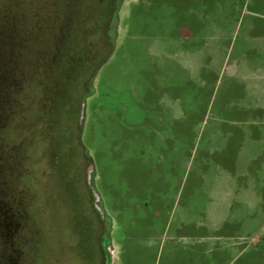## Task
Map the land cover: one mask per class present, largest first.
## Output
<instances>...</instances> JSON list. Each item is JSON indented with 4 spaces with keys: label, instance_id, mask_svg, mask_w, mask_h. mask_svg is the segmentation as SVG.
Returning <instances> with one entry per match:
<instances>
[{
    "label": "rangeland",
    "instance_id": "rangeland-1",
    "mask_svg": "<svg viewBox=\"0 0 264 264\" xmlns=\"http://www.w3.org/2000/svg\"><path fill=\"white\" fill-rule=\"evenodd\" d=\"M112 2L92 10L96 63L108 59L93 85L88 76L77 85L80 98L92 91L83 131L76 108L50 129L56 166L36 145L24 162L16 155L34 142L23 129L34 87L3 120L16 152L5 154L4 179L19 181L36 222L23 212L16 264H264V164L251 158L259 148L249 140L240 147L244 133L264 140V116L256 117L264 114V0ZM13 3L26 45L15 51L23 88L36 85L58 1Z\"/></svg>",
    "mask_w": 264,
    "mask_h": 264
},
{
    "label": "trees",
    "instance_id": "trees-1",
    "mask_svg": "<svg viewBox=\"0 0 264 264\" xmlns=\"http://www.w3.org/2000/svg\"><path fill=\"white\" fill-rule=\"evenodd\" d=\"M57 19L55 21L54 29L51 30L50 48L47 52L46 58H42V64L39 66V74L37 75L36 85L31 81L27 84L23 83V88H20L21 83L17 75L18 59L16 58L15 51L19 50L18 43L20 42V52L23 53V48H26L25 42L22 39V23L19 25L15 21L16 13L13 10V0H8L7 4H0V16L7 15L9 29H5V50L2 54L0 52V108L2 107V99L6 101V108L10 110L11 106L14 108L17 105V99L22 100L28 95L34 87L37 92V100L42 104L43 109L38 106L39 117L48 119V114L51 116V123L53 129H57V114L65 113L69 116V111L72 112L74 108L77 110V120L81 117L83 98L76 95L78 83L82 78L87 76L90 83L93 81L94 76L98 69L107 62L103 59L100 63H96L93 45L89 38L93 36L92 27L96 24L93 19L94 7L98 9V4H103V0H57ZM116 1L112 5L116 6ZM93 2V8H90V3ZM82 4L84 10L81 11ZM21 7V6H20ZM119 7H117L118 9ZM28 12L30 8H25ZM88 9V12H87ZM93 10V11H92ZM99 10V9H98ZM23 11L18 10L19 20ZM91 14V15H90ZM18 18V17H17ZM12 19V20H10ZM6 27V25H5ZM1 30V29H0ZM22 43V44H21ZM83 71V72H81ZM83 73V74H82ZM84 78V79H85ZM11 95V96H10ZM76 95V96H75ZM39 98V99H38ZM77 99V101H76ZM33 104L34 106H36ZM37 102V103H38ZM77 102V103H76ZM261 113V112H260ZM80 116V117H79ZM261 118L264 114H256V117ZM71 120H74L70 116ZM81 126L77 129V135L80 134ZM255 136V134H253ZM245 143V140H242ZM10 179V178H9ZM18 181V180H17ZM19 182V181H18ZM16 182V183H18ZM7 264H14L7 262Z\"/></svg>",
    "mask_w": 264,
    "mask_h": 264
},
{
    "label": "flooded vegetation",
    "instance_id": "flooded-vegetation-1",
    "mask_svg": "<svg viewBox=\"0 0 264 264\" xmlns=\"http://www.w3.org/2000/svg\"><path fill=\"white\" fill-rule=\"evenodd\" d=\"M118 9L116 10L115 14V24L117 23V17H118ZM117 16V17H116ZM114 27V24H113ZM30 98V96H27V98ZM35 101H37V94L33 96L32 98V105L35 104ZM20 105V106H19ZM32 105L29 106L30 112L29 115L33 118L30 120L31 123L29 124L28 128L23 125L24 133L27 135L31 134L33 141L40 142V143H20L19 153L16 154L15 147L12 145H9L7 143V136L3 137V133L5 132V129H8L7 126L3 127V120L6 117V114L8 115L11 112H18L20 110L19 107H23V100L22 97L20 100L17 99V108L14 110L13 108H10L8 110L6 108V101L3 98L2 99V107L0 108V264H7L9 261L10 263L13 262L16 264V260L19 259V257H22L25 241L23 240V232L25 228L28 225V220L25 218V216H30L33 222L34 215L31 212V206L25 205L23 206V199H22V189L21 185L16 183V186H13V184L10 181H7L4 179L5 175V164L8 157L5 156V154H16L17 158L26 160L29 156H26V149L30 148L33 145H36V151L41 158H47L48 166L50 168H53L56 166L55 163H53V158L55 157V153H53L52 144L50 141H53L52 138V132L50 129H53L52 123H51V116L48 114V119L45 120L43 117H39L38 109H35L32 107ZM28 116V115H27ZM27 118L26 116L21 120V122ZM25 123V121H23ZM2 124V127H1ZM47 128V129H45ZM39 139V140H38ZM23 144V145H22ZM47 145V146H46ZM43 146L47 147V151L44 153L43 151H40V148ZM21 148V150H20ZM32 150V149H31ZM22 151V153H20ZM30 150H28L29 153ZM18 152V151H17ZM29 155V154H27ZM49 158V160H48ZM8 162V161H7ZM94 188H92L93 191ZM25 216H24V213ZM25 222V224H23ZM36 224V222H35ZM31 226V225H30ZM39 243H36L34 245L38 246Z\"/></svg>",
    "mask_w": 264,
    "mask_h": 264
},
{
    "label": "water",
    "instance_id": "water-1",
    "mask_svg": "<svg viewBox=\"0 0 264 264\" xmlns=\"http://www.w3.org/2000/svg\"><path fill=\"white\" fill-rule=\"evenodd\" d=\"M119 9H118V12L117 13H119ZM116 24H118V21H117V23ZM116 24L114 25V26H116ZM115 44V43H114ZM115 46V45H114ZM115 48V47H114ZM104 65V64H103ZM102 65V66H103ZM101 66V67H102ZM100 67V68H101ZM99 68V69H100ZM92 85H93V83H91ZM92 93V92H91ZM91 94H88V95H86L85 97H84V99H83V105H82V111H81V117H80V126H81V132L83 131V127H84V122H85V118H86V101H87V97L88 96H90ZM94 174H95V168H94V165L91 163V166H90V169H89V182H90V184L91 185H93V176H94ZM94 195H95V198H96V200H95V206H96V209L100 212V213H102V214H104V209H103V205H102V199H101V197H100V195H99V193L96 191V189L94 188Z\"/></svg>",
    "mask_w": 264,
    "mask_h": 264
},
{
    "label": "crops",
    "instance_id": "crops-1",
    "mask_svg": "<svg viewBox=\"0 0 264 264\" xmlns=\"http://www.w3.org/2000/svg\"><path fill=\"white\" fill-rule=\"evenodd\" d=\"M257 37H259V38L261 37L262 39H260V40L255 39V40L264 41V35H257ZM259 110H261V109H259ZM260 112L262 113V110ZM262 137L263 136L261 134H255V136L252 135L251 137H248L247 133L242 134V139H244L245 142L247 140H249L251 142L250 143L251 145H255L259 148V150L254 155L251 156V158H254L253 161L255 163H258V164H260V163L264 164V143H253V142L254 141L255 142H261L262 141L263 142L264 140L260 139ZM240 144H241L240 147L242 149V148H245L244 146L248 143H240Z\"/></svg>",
    "mask_w": 264,
    "mask_h": 264
}]
</instances>
